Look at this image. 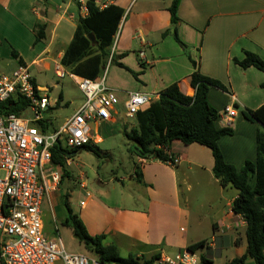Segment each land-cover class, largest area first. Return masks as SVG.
Segmentation results:
<instances>
[{
  "label": "crops",
  "instance_id": "crops-1",
  "mask_svg": "<svg viewBox=\"0 0 264 264\" xmlns=\"http://www.w3.org/2000/svg\"><path fill=\"white\" fill-rule=\"evenodd\" d=\"M171 2L114 1L113 4L123 8L124 13L113 45L105 49L107 56H103L96 78L106 74V85L116 92L119 104L113 117L102 122L112 126L120 122L117 118L119 105L126 107L131 92H143L156 99L176 83L184 94L194 95L191 76L199 70L224 85V88L211 86L207 98L219 111L216 126L234 129L232 135L219 139V146L225 160L240 169L246 160L257 158L256 137L263 125L249 120L246 114L264 105V71L254 66L244 69L235 58L242 59L246 51H251L264 60V0H181L176 24L171 22ZM80 17H84L83 11L70 0H0V58L9 56L18 66L27 65L30 70L32 66L51 69L52 62L61 63ZM39 26L44 27L45 33L40 41L37 40ZM175 29L186 47L175 39ZM166 31L168 33L164 34ZM91 35H87L92 52L88 56L101 53L98 40L95 35L92 40ZM13 51L18 53V58L13 56ZM140 52L144 55L140 56ZM76 64H59L74 81V76H82L73 72ZM50 87L53 92V86ZM60 94L63 102L64 94ZM229 106L235 107L236 115L227 121L224 110ZM132 119L128 124L123 120V132L137 124L136 117ZM104 141L105 138L96 133L90 145ZM81 152L68 155V169L73 164L78 165ZM168 152L181 157L177 166L157 158L140 162L130 151L132 171L129 175L122 171L121 175L115 174L109 179L99 178L96 180L98 185L92 188L87 180H83V174L77 178L69 170V175L62 176L59 187L49 192L42 205L46 234L61 236L59 224L73 233L71 227L64 225L68 216L67 196L73 213L83 221L91 235L104 234L105 244L114 243L119 249L126 243L128 250L134 251L129 254L147 258L153 255L160 258L162 254L175 256L203 240L206 243L195 252L199 254L198 263H202V255L215 264H225L244 256L248 247L247 223L232 210L239 191L232 186H222L215 177L211 150L198 143L185 144L175 140ZM190 173L194 175L191 183ZM66 178L69 183L64 191L62 186ZM77 183L80 185L79 201L71 205ZM184 186L189 192L197 189L202 195L203 202L198 208L201 211L195 213L188 210V205L187 209L182 207ZM47 212H50V218ZM48 222L53 225L50 230ZM183 222L187 223L188 229L192 225L197 231L207 230L210 237L190 239ZM242 264L255 263L248 257Z\"/></svg>",
  "mask_w": 264,
  "mask_h": 264
},
{
  "label": "trees",
  "instance_id": "trees-1",
  "mask_svg": "<svg viewBox=\"0 0 264 264\" xmlns=\"http://www.w3.org/2000/svg\"><path fill=\"white\" fill-rule=\"evenodd\" d=\"M181 0H172L169 6L171 22L179 21L178 7ZM90 12L86 17H80L79 25L74 38L62 57L63 65L76 64L73 72L82 76L96 78L103 56H107L105 49L114 43V36L118 30V24L123 16V8L110 5L99 9L94 4L89 6ZM37 40L45 37L44 27L39 26ZM95 35L99 42L101 53L91 56V42L88 34ZM166 31L164 34H167ZM175 39L183 46L177 31H174ZM13 56L18 58V53L13 51ZM87 59L83 60L84 58ZM23 63V60H19ZM235 62L242 68L254 66L264 71V60L258 54L246 51L242 59L235 58ZM195 67L197 64L193 61ZM124 66L122 63H118ZM125 67V66H124ZM127 68V67H125ZM128 69V68H127ZM191 85L195 89L194 95L184 94L178 84L167 87L158 98L151 99L136 115L137 124L129 130L126 128L124 134L131 141L130 151L134 156L146 159L157 158L162 161L168 159V148L175 140L185 144L198 143L209 148L214 157L213 172L222 186H232L239 191L233 201L232 210L241 215L246 221V237L248 241L247 253L234 258L225 264H242L250 255L255 264H264V105L256 110H249L246 117L251 121H257L263 125L257 132V158L246 160L245 164L238 169L228 163L219 146V139L224 135H232V127H220L215 124L219 117V111L211 105L207 98L211 86L224 88V85L211 77L203 75L199 70L193 72ZM264 86V84H263ZM62 101L59 95L58 104ZM28 107V101L19 98L18 101L10 99L2 105L6 113L21 115ZM95 145V144H93ZM93 150L90 144L84 147L68 149L62 143L55 145L52 149V160L60 168L62 176L69 175L66 162L68 155L77 154L81 150ZM135 164V161H134ZM65 206L68 216L64 225L73 229L74 235L85 244L96 258L103 263L112 264H154L159 255L149 258L129 254L124 257L119 247L105 244L104 234L91 235L86 229L83 221L73 213L65 196ZM206 241H199L188 246L187 249L196 252ZM203 264H215L205 256H201Z\"/></svg>",
  "mask_w": 264,
  "mask_h": 264
},
{
  "label": "built area",
  "instance_id": "built-area-1",
  "mask_svg": "<svg viewBox=\"0 0 264 264\" xmlns=\"http://www.w3.org/2000/svg\"><path fill=\"white\" fill-rule=\"evenodd\" d=\"M78 4L84 17L90 4L104 9L115 0H70ZM144 53L140 52V56ZM56 73L64 76L60 65ZM85 102L59 128L52 127L51 112L58 104L52 87L43 86L27 65L12 73L0 71V264H112L82 253L68 252L61 236L45 232L42 205L49 192L61 181L60 168L53 163L52 149L62 143L68 149L91 144L90 122L110 120L119 104L116 92L105 82L106 74L91 79L74 76ZM28 101L32 117L6 113L2 105L10 99ZM149 94L131 92L126 116L135 118L151 100ZM226 120L236 115L234 106L224 110ZM69 163V158H66ZM148 159L139 157L140 162ZM180 156L168 152L166 162L177 166ZM157 264H197L198 256L186 249L169 256L160 255Z\"/></svg>",
  "mask_w": 264,
  "mask_h": 264
},
{
  "label": "rangeland",
  "instance_id": "rangeland-1",
  "mask_svg": "<svg viewBox=\"0 0 264 264\" xmlns=\"http://www.w3.org/2000/svg\"><path fill=\"white\" fill-rule=\"evenodd\" d=\"M60 63V61H57ZM58 63L52 62L51 69H45L42 66H32L30 72L35 77L36 81H38L42 85L53 86V95L58 97L61 92L64 94V101L60 103V105L53 109L51 112L52 115V127L55 126L59 128L68 118H70L76 110L85 102V96L83 92L80 90L76 82L73 80L69 74H65L64 76H59L56 73L55 66ZM58 64V65H59ZM109 66V65H108ZM107 66V67H108ZM18 67L16 61L10 59L9 56H3L0 58V71L5 74H10ZM57 85V87L55 86ZM126 107L120 103L118 108L117 118L120 122L117 125H106L104 122H90L91 130L93 134L100 133L105 141L98 145H92L93 150H82L80 160H78V165L73 164L69 170H72V173L80 177V174H83V180H87L89 182V188H92L94 185H98L97 181L99 178L105 177L109 179L115 174L121 175L122 171H125L128 175L132 171V162L130 158V147L131 143L126 139V136L123 132V126L121 125L124 121L131 123L133 121L132 118L126 117ZM23 117H32V113L30 110H26L23 114ZM127 119V120H126ZM124 120V121H123ZM98 124H101L98 126ZM129 142V143H127ZM79 154V153H77ZM76 154V155H77ZM194 175L190 173L189 182L193 181ZM69 183V180L66 178L63 183V190H66V187ZM80 185L77 183L74 186L75 192L72 196L71 205H74L79 199L77 198L79 193ZM186 195H188V200L186 201ZM84 197V196H83ZM82 197V198H83ZM182 199V207L186 208L188 205V210H193L195 213L197 211H201L198 209L200 204L203 202L202 195L194 189L192 192L187 190V187L184 186V189L181 194ZM62 208H64L62 206ZM204 211V209H203ZM60 216V212H57ZM49 218L51 217L50 212H47ZM187 223H182L188 229ZM60 225L61 236L63 238L64 244L68 252L72 253H82L90 256H94L90 251L87 250L85 244L81 242L75 235L70 231L69 228ZM53 225L50 222L47 223V228L52 229ZM180 226H178L179 228ZM177 226L175 225V231ZM190 239H197L199 237L209 238L210 234L207 230L203 229L202 231L195 230L192 225L188 229ZM208 241V240H207ZM127 248V244L123 243L121 246V255L126 257L130 253ZM134 252V251H131ZM197 256L199 254L197 253ZM95 257V256H94ZM255 263V262H254ZM202 264V263H198Z\"/></svg>",
  "mask_w": 264,
  "mask_h": 264
},
{
  "label": "water",
  "instance_id": "water-1",
  "mask_svg": "<svg viewBox=\"0 0 264 264\" xmlns=\"http://www.w3.org/2000/svg\"><path fill=\"white\" fill-rule=\"evenodd\" d=\"M92 40L94 39V36L93 35H91V36H89ZM249 258H251V256L249 255L248 256Z\"/></svg>",
  "mask_w": 264,
  "mask_h": 264
}]
</instances>
